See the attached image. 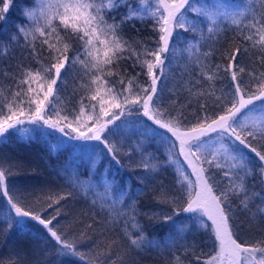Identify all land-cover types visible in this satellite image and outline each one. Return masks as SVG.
Returning a JSON list of instances; mask_svg holds the SVG:
<instances>
[{
  "label": "snow or ice",
  "instance_id": "6c2138e0",
  "mask_svg": "<svg viewBox=\"0 0 264 264\" xmlns=\"http://www.w3.org/2000/svg\"><path fill=\"white\" fill-rule=\"evenodd\" d=\"M0 2L3 3L0 32H4L7 31L4 13L10 0ZM256 2L244 0L235 10L228 11L226 7L203 4L200 0H138L135 6L129 0H32L31 6L22 8L26 23L16 26L7 43L0 41L2 54L7 56L9 45L20 43L22 38L26 52V55L22 53V59L35 58L40 65L34 69L21 62L13 71L8 66L0 72V78L14 81V86H8L6 92L0 87V143L8 138L9 130L28 134L37 129H52L61 134L51 148L53 151L63 146L66 137L70 141H98L117 165L121 163L120 155L131 157L133 151L139 153V161L131 167L144 171L140 183L156 180L166 168L175 172L172 185L161 180L152 189V200L170 205L173 214L142 212L137 198L126 187L117 188L114 180L105 184L100 207L103 209L107 204L110 216L126 217L122 231L127 247L113 238L100 249L93 264H100L99 255H111L118 243L124 249L118 259L122 261L124 254L131 256L126 264H137L133 253L153 248L171 250L176 245L175 237L170 234L163 242L149 239L138 217L168 222L180 212L192 214L190 219L198 229L207 232L213 240L214 252L195 256L198 262L264 264V235L255 241L239 238L246 223L251 228L253 221H264V70L244 65L245 57L252 59L249 47L222 51L220 55L226 64L211 61L221 35L235 27L237 34L251 42L250 47L257 53L255 61L264 66V0L259 17ZM121 8L125 11L119 14V20L112 15L110 21L109 14ZM146 20L153 21L152 31L156 34L151 45L130 41L123 35V25ZM181 31L193 34L192 40L184 41L186 46L181 51L197 71L194 79L187 82L190 98L186 103L178 105L173 99L171 106H167L159 83L165 75L166 61L177 52L174 37ZM37 44L41 45L40 49ZM205 44L207 50L202 51ZM42 52H47L49 63L39 58ZM121 61H131L132 68L140 71L134 75L127 68L121 71ZM70 73L79 80L73 94L83 89L77 106L72 108L66 106V98L62 97ZM141 76L145 77L143 81ZM201 77L207 81V87L197 88L202 83ZM217 80L226 81L225 87L217 89ZM192 104L197 105L196 109L190 108ZM185 109H189L188 113ZM134 115L146 118L144 122H136L132 129L142 139L137 140L133 149L126 150L119 141L109 140V136L123 135L131 122H116ZM26 124L35 128L23 127ZM146 141H158L164 146L166 158L161 160L155 153L147 152ZM249 153L258 159V169ZM185 165L195 180L189 178ZM13 166L12 162L0 159V196L14 213L8 216L7 227L25 229L29 227L28 221L35 222L55 241L57 256L83 259L77 242L88 238L87 232L81 231L70 238L63 228L57 227L61 208L55 206L72 193L25 196L9 187ZM254 175L259 176L260 192L249 186ZM76 183L84 192L91 188L79 180ZM145 191L140 189L137 196ZM257 200L260 202L256 203ZM92 203L95 205L97 201ZM117 204L124 205L127 211L118 209ZM48 209L53 214L45 216ZM239 215L245 216V220H238ZM105 223L118 224L119 219ZM93 228V224H87L88 230ZM187 230V225L176 229L178 234ZM261 232L264 233V228ZM196 248L195 242L191 246L183 245L185 253L191 250L195 254ZM18 264L31 262L19 260ZM166 264L185 262L173 252V258Z\"/></svg>",
  "mask_w": 264,
  "mask_h": 264
},
{
  "label": "trees",
  "instance_id": "16d2710c",
  "mask_svg": "<svg viewBox=\"0 0 264 264\" xmlns=\"http://www.w3.org/2000/svg\"><path fill=\"white\" fill-rule=\"evenodd\" d=\"M244 0H200V3L210 4L215 7H226L228 11L235 10L236 6L241 5ZM262 0H257L255 7L257 8V16L259 17V9ZM129 3L135 6L138 0H129ZM32 0H24L21 3H16L14 0L10 2L9 8L4 13L7 20V31L0 32V41L8 42V38L16 31V26L26 23L25 17L22 13V8L31 6ZM0 7L3 3L0 2ZM125 9L121 8L117 13H110L108 19L111 21V16L115 15L119 20V14L124 12ZM193 15V14H190ZM2 23V22H0ZM135 27H132V24ZM152 20H146L144 23L133 21L123 25V35L130 41H143L149 45L152 44V38L156 35L152 31ZM206 32V24L203 25ZM198 38V37H197ZM258 38V37H254ZM192 33H185L181 31L178 37H174V43L177 46V52L174 56H169L166 61L165 75L161 78L159 88L162 90L164 104L171 106V100H177V104H184L190 98L187 87V82L194 79L195 66L190 63L186 53H182L186 45L184 41L192 40ZM203 43V42H202ZM251 42L246 41L243 37L237 34L235 27H230L228 31L223 33L219 42L215 45V55L211 57L213 63L226 64L227 61L223 59L220 53L224 50H231L235 47H249L252 59L244 58V65L248 68L264 70V66L255 61L256 51L250 47ZM41 45L37 44L40 49ZM74 49L76 45L74 44ZM208 45L202 47L207 50ZM22 53L26 55L23 47V39L20 43L9 45V52L7 56L2 54L0 49V72L6 67L11 66L9 71H13L15 66L23 63L25 66L32 68H39L40 65L36 63L35 58L22 59ZM72 52H69V56ZM45 64L50 62L47 52H42L39 57ZM123 71L127 68L128 73L134 75L135 72L140 71L139 68L133 69L131 61H121ZM221 75H226L221 72ZM141 81L145 77H140ZM201 85L196 87H207V81L201 77ZM14 86V81L10 78H0V87L6 92L8 86ZM79 80L73 78L70 73L67 77V87L62 92V97L66 98V106L69 108L77 106L80 89L76 94H73V88L78 87ZM226 81L217 80V89L225 87ZM35 86V85H34ZM173 92L176 95H173ZM197 105H190L191 109H196ZM189 109H185L188 113ZM131 122L128 128L125 129L121 136H109V140L119 141L124 149L131 150L135 147L137 140L142 139L139 134L135 133L132 129L136 122H144L146 118L143 116L134 115L131 117H122V121ZM151 124L150 121H147ZM26 126H28L26 124ZM153 127H155L153 125ZM35 128L32 127L31 129ZM163 133V129H158ZM43 133V134H42ZM107 135V133H106ZM170 136V134H168ZM8 137L0 143V159H5L13 163V174L8 177L9 187L18 190L25 196H41L48 193H67L71 192L72 195L61 201L60 205L55 207L61 208V214L58 217V228H63L71 238L81 231L88 234V238L80 239L77 242V247L83 256L79 257L64 256L59 257L56 255V248L58 247L53 241L35 222L28 221L29 227L25 229H18L15 226L9 229L7 227L8 216L14 215L11 213L5 198L0 196V264H13L14 261L24 260L31 262V264H93L97 259V253L105 246L107 241L115 238L118 242H123L125 248L127 247L124 233V220L126 217L117 218L115 215H109L107 204L102 209L100 207L101 200L105 197L104 186L109 180L115 181L117 188H127L132 197L137 198V206L142 212H161L172 213V207L167 204H157L152 200V189L157 186L159 181H163L165 185H172L175 179V172L171 168L164 169L156 178V180H148L145 183H140L139 177L145 175L142 169L131 167L139 161V153L133 151L131 157L120 155L121 163L117 165L111 160L107 154L106 149L98 141H70L66 137L63 139L65 143L58 150H51L52 146L56 145L57 141L61 138L59 132L55 133L49 129H37L21 136L15 130H9L6 134ZM255 143V142H254ZM145 149L149 153H155L159 159L164 160L165 148L159 142L146 141ZM253 165L258 169L260 164L254 154L249 153ZM96 163H93V161ZM189 178L195 180V176L191 174V169L185 165ZM90 185L89 191L84 192L81 187L76 183ZM259 176L254 175L249 180V186H254L256 192L262 191L261 185L258 183ZM144 188L146 191L140 193V189ZM109 195H115L109 194ZM96 200L94 205L92 202ZM110 202V201H109ZM260 201L257 200L256 203ZM127 203V201L125 202ZM235 203V201H234ZM116 207L127 208L124 205L117 204ZM45 216L53 214L52 209H48L44 213ZM192 214L180 212L179 215H173V220L165 222L163 219H148L146 216H139L138 219L143 226V229L149 239H156L161 242L165 241L169 235L175 237L176 245L171 250L158 251L156 249H148L143 252L133 253L137 264H166L168 260L173 258V252L181 257L185 264H202L197 261L195 256L212 254L214 252L213 240L209 238L207 232L198 229L195 221L190 219ZM206 219V217H203ZM119 219L118 224H106L107 220ZM238 220H245V216L239 215ZM93 224L92 230L87 229V224ZM209 224V221L207 222ZM187 225L188 230L183 234H178L176 229L179 226ZM264 228V221H253V226L249 228L247 223L239 232L241 241H255L264 233L261 229ZM132 234L136 233L129 226ZM197 244L195 254L189 250L187 253L183 251V245L191 246L193 243ZM124 249L120 248L119 243L113 246L111 255H99L100 264H111V261L116 260L117 264H126V261L131 258L130 255L124 254L123 260L118 257Z\"/></svg>",
  "mask_w": 264,
  "mask_h": 264
},
{
  "label": "rangeland",
  "instance_id": "374dc122",
  "mask_svg": "<svg viewBox=\"0 0 264 264\" xmlns=\"http://www.w3.org/2000/svg\"><path fill=\"white\" fill-rule=\"evenodd\" d=\"M12 0H10V2H11ZM24 0H14V2H16L17 4L18 3H21V2H23ZM32 5V4H31ZM23 127H26V128H29V129H31L32 127H34V125H28V126H26V125H24ZM49 130H51V131H53L52 129H49ZM53 132H55V131H53ZM29 133H31V131L29 132ZM28 133V134H29ZM55 133H57V132H55ZM21 134V136H26V134H23V133H20ZM202 219H204V220H206L205 218H202ZM211 222L209 221V224H210Z\"/></svg>",
  "mask_w": 264,
  "mask_h": 264
}]
</instances>
